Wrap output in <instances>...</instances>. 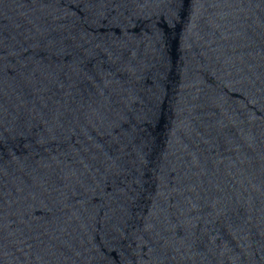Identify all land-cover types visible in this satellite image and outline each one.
<instances>
[{
  "label": "water",
  "instance_id": "1",
  "mask_svg": "<svg viewBox=\"0 0 264 264\" xmlns=\"http://www.w3.org/2000/svg\"><path fill=\"white\" fill-rule=\"evenodd\" d=\"M0 264H264V0H0Z\"/></svg>",
  "mask_w": 264,
  "mask_h": 264
}]
</instances>
